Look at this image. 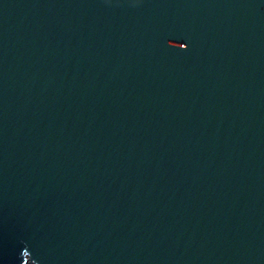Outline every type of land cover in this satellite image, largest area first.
Masks as SVG:
<instances>
[{
	"label": "water",
	"instance_id": "1",
	"mask_svg": "<svg viewBox=\"0 0 264 264\" xmlns=\"http://www.w3.org/2000/svg\"><path fill=\"white\" fill-rule=\"evenodd\" d=\"M0 264H264V0H0Z\"/></svg>",
	"mask_w": 264,
	"mask_h": 264
}]
</instances>
